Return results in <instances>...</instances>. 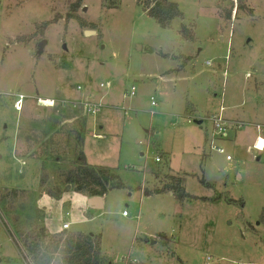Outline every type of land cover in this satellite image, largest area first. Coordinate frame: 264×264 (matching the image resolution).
<instances>
[{"label": "rangeland", "instance_id": "obj_1", "mask_svg": "<svg viewBox=\"0 0 264 264\" xmlns=\"http://www.w3.org/2000/svg\"><path fill=\"white\" fill-rule=\"evenodd\" d=\"M74 1L0 0V264L42 226L100 234L104 264H264V0H169L183 19L166 28L151 0H82L84 24ZM221 104L245 123L224 140L205 119ZM79 151L127 186L101 208L67 182ZM171 174L190 197L142 194Z\"/></svg>", "mask_w": 264, "mask_h": 264}, {"label": "trees", "instance_id": "obj_2", "mask_svg": "<svg viewBox=\"0 0 264 264\" xmlns=\"http://www.w3.org/2000/svg\"><path fill=\"white\" fill-rule=\"evenodd\" d=\"M81 1L75 0L71 4L70 10L72 13H68L67 19L75 18L80 24H84L76 11ZM145 5L147 7L146 14L152 17L162 28L168 27L175 18L183 19L182 11L178 8L177 3L173 1L151 0ZM46 23L43 22L42 24L45 25ZM179 27V33L185 40L194 39V33L190 30L189 24L181 23ZM178 68L181 69V67ZM157 158L161 160L160 157ZM76 160L79 162L78 168L68 173L66 179L67 182L75 184V191L78 193L85 192L87 195L85 197L103 196L110 190L127 188L117 173L111 172L107 167L91 166L85 160L83 151L78 152ZM184 180L183 176L171 174L168 181L160 188L143 189L142 194L148 196L153 193L169 192L179 201H183L185 198L190 197L183 186ZM261 211L259 223L264 226V208ZM48 234L42 226L32 235H29V238H24L23 254H26L32 264H104V258L100 253V234L97 236L81 231L77 233L61 232L54 236Z\"/></svg>", "mask_w": 264, "mask_h": 264}, {"label": "built area", "instance_id": "obj_3", "mask_svg": "<svg viewBox=\"0 0 264 264\" xmlns=\"http://www.w3.org/2000/svg\"><path fill=\"white\" fill-rule=\"evenodd\" d=\"M212 3L215 5H218L219 0H212ZM99 85L104 86V85H106V83L105 84L100 83ZM78 88H80V86H78ZM134 90H135V86H132L130 93H129V96H132V94H134ZM21 98L22 97H20V101H21ZM150 99H151L150 100L151 105H156V102L154 101L152 96ZM20 101H16L14 103L16 109H19V107L21 106V105H19ZM47 102L52 103V100H47ZM221 103H223L222 99H221ZM84 104H85V111L87 114L95 115L96 113L101 111L102 106L99 103L91 104L90 102H85ZM224 110H225V108L221 104L218 107L217 111L212 112L209 115H207V117H205V119L210 120L212 123V127H213L212 137L213 138L224 140V139H226V136L228 135L229 129H233L234 126L237 128L242 127L245 124L244 122H241V121H233L227 117L225 118ZM152 113L153 112L151 111V114ZM186 117H189V115ZM187 120L192 121L190 119H187ZM196 121H201V120H196ZM263 127H264V124H256V128L258 129V131H261ZM212 147H214L219 152L223 151V148H221L220 146H212ZM254 148L258 151H262L264 149V139L262 137L256 136V140L254 142ZM155 158H156V161H160L159 158H157V157H155ZM226 158H230V156L227 155ZM122 215L126 216L125 211H122ZM68 227H69L68 222L62 223V229H66ZM22 254H23V252H22ZM22 258H23V264H32L28 260V258L26 257V254H23ZM206 260L210 261V258L207 257Z\"/></svg>", "mask_w": 264, "mask_h": 264}, {"label": "water", "instance_id": "obj_4", "mask_svg": "<svg viewBox=\"0 0 264 264\" xmlns=\"http://www.w3.org/2000/svg\"><path fill=\"white\" fill-rule=\"evenodd\" d=\"M86 35H90V34H93L95 32V30H85L84 31ZM46 43V40L45 39H42L38 42L37 44V53L41 52L43 50V46L45 45ZM152 51V49L150 50ZM88 205L91 207V208H94V209H98V208H101L103 206V200H102V197L100 196H92V197H88Z\"/></svg>", "mask_w": 264, "mask_h": 264}, {"label": "crops", "instance_id": "obj_5", "mask_svg": "<svg viewBox=\"0 0 264 264\" xmlns=\"http://www.w3.org/2000/svg\"><path fill=\"white\" fill-rule=\"evenodd\" d=\"M182 69V68H181ZM181 69H179V70H181ZM225 73H226V71H225ZM225 73H224V76H225ZM211 112H213V111H211ZM84 142V141H83ZM85 160H86V157H85ZM90 164V163H89ZM100 197H102V200H103V205H104V195L103 196H100ZM88 198V197H87ZM125 216V215H124ZM127 216V215H126ZM48 233V232H47Z\"/></svg>", "mask_w": 264, "mask_h": 264}, {"label": "flooded vegetation", "instance_id": "obj_6", "mask_svg": "<svg viewBox=\"0 0 264 264\" xmlns=\"http://www.w3.org/2000/svg\"><path fill=\"white\" fill-rule=\"evenodd\" d=\"M100 83H101V82H100ZM100 83H99V84H100ZM99 84H98V85H99ZM104 84H105V83H104ZM105 86H106V85H105ZM100 87H104V86H100Z\"/></svg>", "mask_w": 264, "mask_h": 264}, {"label": "bare ground", "instance_id": "obj_7", "mask_svg": "<svg viewBox=\"0 0 264 264\" xmlns=\"http://www.w3.org/2000/svg\"><path fill=\"white\" fill-rule=\"evenodd\" d=\"M21 108L19 107V109L18 110H20Z\"/></svg>", "mask_w": 264, "mask_h": 264}]
</instances>
